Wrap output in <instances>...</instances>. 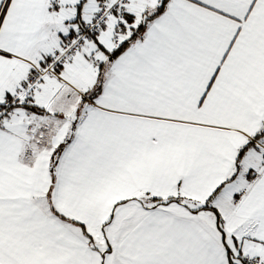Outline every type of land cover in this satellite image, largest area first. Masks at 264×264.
Listing matches in <instances>:
<instances>
[{"label": "snow or ice", "instance_id": "obj_1", "mask_svg": "<svg viewBox=\"0 0 264 264\" xmlns=\"http://www.w3.org/2000/svg\"><path fill=\"white\" fill-rule=\"evenodd\" d=\"M0 264H264V0H0Z\"/></svg>", "mask_w": 264, "mask_h": 264}]
</instances>
